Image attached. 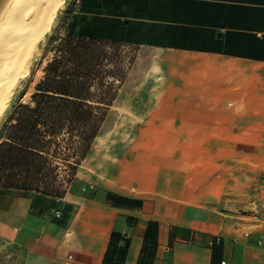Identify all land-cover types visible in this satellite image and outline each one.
Returning a JSON list of instances; mask_svg holds the SVG:
<instances>
[{"label":"crops","instance_id":"obj_1","mask_svg":"<svg viewBox=\"0 0 264 264\" xmlns=\"http://www.w3.org/2000/svg\"><path fill=\"white\" fill-rule=\"evenodd\" d=\"M73 13L74 38L155 50L127 97L138 120L127 142L104 124L61 203L0 190V250L103 264L115 232L123 264H264V0H78Z\"/></svg>","mask_w":264,"mask_h":264},{"label":"trees","instance_id":"obj_2","mask_svg":"<svg viewBox=\"0 0 264 264\" xmlns=\"http://www.w3.org/2000/svg\"><path fill=\"white\" fill-rule=\"evenodd\" d=\"M69 33L72 45L49 92L36 110L19 107L6 127L0 190L37 192L61 203L127 79L123 43ZM108 199L115 206L142 205L112 193ZM117 238L114 232L103 264H123L126 248H117ZM215 241L214 262L221 255Z\"/></svg>","mask_w":264,"mask_h":264},{"label":"rangeland","instance_id":"obj_3","mask_svg":"<svg viewBox=\"0 0 264 264\" xmlns=\"http://www.w3.org/2000/svg\"><path fill=\"white\" fill-rule=\"evenodd\" d=\"M54 1L50 9L40 8L39 14L31 19L33 23L44 19L45 28L35 45L29 49L27 58L20 60L28 47L20 48L17 59L8 67L7 75L18 73L20 76L13 85L10 99L0 109V141L19 107L37 109L51 89L72 45L68 22L74 15L78 0ZM121 51L128 68V76L107 118L104 133L115 139L124 137L127 142L132 136L128 126L138 120L134 110L128 106L127 97L134 90L142 89L149 72L150 60L156 56V52L151 48L128 44H121ZM17 257L14 249L0 250V264H14Z\"/></svg>","mask_w":264,"mask_h":264},{"label":"bare ground","instance_id":"obj_4","mask_svg":"<svg viewBox=\"0 0 264 264\" xmlns=\"http://www.w3.org/2000/svg\"><path fill=\"white\" fill-rule=\"evenodd\" d=\"M54 3V0H6L0 9V109L10 99L20 76L18 73L7 75L8 67L17 59L20 48L28 47L20 60L27 58L29 49L45 28L44 19L36 23L31 19L39 14L40 8L50 9Z\"/></svg>","mask_w":264,"mask_h":264},{"label":"built area","instance_id":"obj_5","mask_svg":"<svg viewBox=\"0 0 264 264\" xmlns=\"http://www.w3.org/2000/svg\"><path fill=\"white\" fill-rule=\"evenodd\" d=\"M261 207L263 208L264 210V203L261 205ZM56 216L57 217H61L62 216V211L61 210H57L56 211ZM254 219L258 222L262 221V215H261V211H256L253 215ZM218 241L220 240V238H217ZM259 243L260 244H263L264 243V235L262 236V238L259 240ZM221 264H227L226 261H221Z\"/></svg>","mask_w":264,"mask_h":264},{"label":"water","instance_id":"obj_6","mask_svg":"<svg viewBox=\"0 0 264 264\" xmlns=\"http://www.w3.org/2000/svg\"><path fill=\"white\" fill-rule=\"evenodd\" d=\"M5 1L6 0H0V9L2 8V6H3V4H4Z\"/></svg>","mask_w":264,"mask_h":264}]
</instances>
